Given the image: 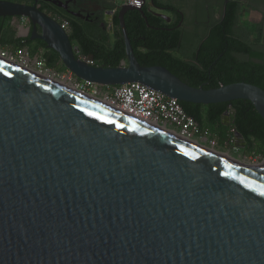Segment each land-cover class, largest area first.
Listing matches in <instances>:
<instances>
[{"label": "water", "instance_id": "95a60500", "mask_svg": "<svg viewBox=\"0 0 264 264\" xmlns=\"http://www.w3.org/2000/svg\"><path fill=\"white\" fill-rule=\"evenodd\" d=\"M117 7L127 63L114 67L78 57L36 2L0 0V17L29 20L30 39L79 80L139 82L179 102L246 99L264 120L257 85L192 86L165 66L141 65L124 24L140 8ZM3 60L0 264H264V160L238 167Z\"/></svg>", "mask_w": 264, "mask_h": 264}, {"label": "trees", "instance_id": "16d2710c", "mask_svg": "<svg viewBox=\"0 0 264 264\" xmlns=\"http://www.w3.org/2000/svg\"><path fill=\"white\" fill-rule=\"evenodd\" d=\"M151 1L157 9L173 14L172 21L167 22L155 15L147 4H143L140 10H127L124 14L126 33L141 65L165 66L192 86L203 85L204 88H211L244 81L264 89V63L253 61L261 59L263 52L258 51L249 42L247 35L240 37L234 31L240 13L238 2L229 1L226 4L220 20L212 26L193 53L186 56L180 49L181 32L177 25L181 15L178 8L161 0ZM106 8L115 9L111 19V44H108L107 33L101 29L89 33L81 27L79 21L67 18L71 29L69 39L78 46L81 54L91 55L96 65L114 67L126 60L125 45L117 18L118 7L112 4ZM3 22L4 18L0 17V48L14 52L23 46H29V37H15L13 30L4 26ZM241 27L246 29L247 33L253 34L255 42L260 40L254 24L248 22V26ZM37 49H44L46 68L56 72L66 69L55 51L45 50L44 43L36 44L31 52ZM174 51L179 55H175ZM236 53L246 55L249 59H238ZM180 103L200 126L209 129L217 143L228 142L234 137V131H237L242 136L244 152L264 158V120L249 100L235 99L209 104L183 101ZM225 112L228 114L227 120L223 118Z\"/></svg>", "mask_w": 264, "mask_h": 264}, {"label": "built area", "instance_id": "2783aa9c", "mask_svg": "<svg viewBox=\"0 0 264 264\" xmlns=\"http://www.w3.org/2000/svg\"><path fill=\"white\" fill-rule=\"evenodd\" d=\"M121 4L132 5L136 8H141L144 4L143 0H121ZM15 17L10 20L13 23ZM25 19V18H20ZM62 29L69 35L70 23L67 18H59L54 16ZM33 48L30 46H23L14 52L7 49L0 48V57L11 62L20 63L26 68L33 69L35 67L37 71L43 72V68L52 76H59V73L46 68L44 65V56L41 49L31 52ZM81 59L85 60L89 64H95L94 59H89L88 56L81 54L77 55ZM124 63V61H121ZM51 72V73H50ZM72 78L75 83V87L81 92L88 93L97 97L101 88H105L102 99L109 105L116 108L128 116L135 118L139 121L153 124L169 130L176 135L189 140H205L208 139L215 144L216 138L212 137L208 128H204L189 115L181 103L174 97L165 95L164 93L150 88L139 82L124 83L118 85H100L88 81L77 79L69 70L65 69L63 76ZM56 77V78H62ZM197 139V140H196ZM234 140V137L230 138L228 142ZM199 142V141H198Z\"/></svg>", "mask_w": 264, "mask_h": 264}, {"label": "flooded vegetation", "instance_id": "af4514ba", "mask_svg": "<svg viewBox=\"0 0 264 264\" xmlns=\"http://www.w3.org/2000/svg\"><path fill=\"white\" fill-rule=\"evenodd\" d=\"M229 1H235L241 5L245 4L247 8L261 16L260 20L250 22V24L255 25L259 33L260 40L258 42L254 41V36L252 33H247V30L239 26L238 23L234 26V31L236 35H239L240 37H245L246 35L248 36L249 42H251L258 51L263 52V57L261 59H253V61L264 63V0H189V4H186L184 6L185 11L179 12L181 15V19L177 26L179 27L181 32V51L186 56H189L191 55V53H193L196 47L200 45L201 42L206 38L212 26L220 20L223 10L225 9V6ZM22 2L29 4H33L34 2H36V5L40 10L44 11L46 14L53 18L54 16H56L59 18H70L72 20H77L86 32L91 33L93 31H97V29H101V31L103 30V23L98 25L99 20L101 19V15L100 17L97 15L99 10L95 13L92 12L93 14L91 15L85 9L79 7L80 3L78 2V0H23ZM100 7H102V5ZM110 11L108 10L107 14H111L112 16L115 10L111 9ZM186 11H188L189 13L187 14ZM3 18L4 20H6L12 17ZM15 18L20 20V17ZM24 22V27L21 31L15 33V37L22 36L29 37L30 39L32 24L27 19L26 21L24 19ZM187 30L193 31V33L189 37L185 35V32ZM33 43H44L45 50H52L47 48L45 42L41 39L35 38L31 40L29 46ZM41 50L44 51V49ZM235 56L238 59H249L248 56L239 53H236ZM241 144L244 146L243 140Z\"/></svg>", "mask_w": 264, "mask_h": 264}, {"label": "rangeland", "instance_id": "374dc122", "mask_svg": "<svg viewBox=\"0 0 264 264\" xmlns=\"http://www.w3.org/2000/svg\"><path fill=\"white\" fill-rule=\"evenodd\" d=\"M117 2H122L121 0H116ZM150 0H146V2H148L149 4V8L150 10L154 13V12H158V13H161V14H164L168 17H170V13L165 11V10H162V9H157L155 8L154 6H152L150 3H149ZM179 3L181 5H186V4H189V0H179ZM186 13L188 14L189 12L186 11ZM160 17V16H159ZM162 18V17H161ZM261 16H259V14L243 7L242 10H241V13L239 15V21H238V25L240 26H248V22H254L256 20H260ZM164 19V18H163ZM165 20V19H164ZM26 21V19H25ZM4 26L6 27H9L13 30L14 33H17L18 31H21L22 28L24 27L22 22L18 19H14L13 23H11L10 19H6L4 20ZM103 29L105 30V25L103 26ZM111 31V30H110ZM193 33L192 30H187L185 32V35H187L188 37ZM107 39L108 40H113V36L108 34L107 35ZM30 47L32 48H35L36 47V44L33 43L30 45ZM175 55H179L176 51L173 52ZM124 63L126 64L127 61L125 60ZM33 69L35 70L36 68L33 67ZM43 71L46 72L43 68ZM51 73V72H50ZM59 76H56V77H61L63 76L64 74V69H61L59 70ZM62 80H66L67 82L69 81V83L71 82L73 85H75L74 83V80L72 78H67L66 75H64L62 78ZM100 92L99 94L97 95V97L99 98H102L103 96V93L105 92V88H101L99 89ZM227 120V118L225 119ZM197 140V139H196ZM200 143L204 144L205 146L209 147V148H212L214 150H217V151H220V152H225L227 153L228 155H230L231 157H233L234 159H237V160H246L248 162H251V163H258V162H261L262 160H264L263 157H261L260 155H252V154H246L244 152V150L242 149V147H236L234 145V140L231 141V142H225L224 144H219L217 142H215V144H213L209 139L207 141L205 140H198ZM239 144H241V141L239 142Z\"/></svg>", "mask_w": 264, "mask_h": 264}, {"label": "bare ground", "instance_id": "6f19581e", "mask_svg": "<svg viewBox=\"0 0 264 264\" xmlns=\"http://www.w3.org/2000/svg\"><path fill=\"white\" fill-rule=\"evenodd\" d=\"M4 61V60H3ZM4 62H6L8 65L14 67V68H17V69H20L28 74H31L33 76H37L39 78H41L42 80H45L51 84H54L56 86H58L59 88H62L64 89L65 91H68L72 94H75V95H78L84 99H87V100H90L92 102H95L97 104H100L106 108H109V109H112V110H117L116 108H114L113 106L109 105L108 103H106L102 98H99V97H96L94 95H91V94H88V93H84V92H81L80 90H78L75 85H73L71 82L69 83V81L67 82L66 80H62L61 78H56L55 76H52L48 73H45L44 71L43 72H40V71H37V70H34V69H29V68H26L25 66L21 65L20 63H16V62H11L9 60H5ZM145 123V122H144ZM147 124L148 126H150L151 128H154L164 134H167L169 136H172V137H175L181 141H184L185 143L189 144L190 146L200 150V151H203V152H206L212 156H215L219 159H222L226 162H229L231 164H234L238 167H242V168H249V167H252V166H256L257 164H254V163H251V162H248L246 160H237V159H234L233 157H231L230 155H228L227 153L225 152H220V151H217V150H214L212 148H209L207 146H205L204 144L198 142V141H195V140H189V139H186V138H183L179 135H176L175 133L169 131V130H166L162 127H159V126H156V125H153V124H149V123H145Z\"/></svg>", "mask_w": 264, "mask_h": 264}, {"label": "crops", "instance_id": "0c3cea01", "mask_svg": "<svg viewBox=\"0 0 264 264\" xmlns=\"http://www.w3.org/2000/svg\"><path fill=\"white\" fill-rule=\"evenodd\" d=\"M151 1V0H150ZM150 1H149V3H150ZM161 1H163V2H166V3H170V4H172L173 6H175V7H177L178 8V10H179V12H181V11H185V9H184V6L185 5H181L180 3H179V0H161ZM78 2L80 3L79 4V7H81V8H83V9H85L88 13H90L91 15L93 14V13H95V12H98V10H99V12H98V16L100 17V15H101V19L99 20V21H101L100 23H99V25L101 24V23H103V25H105V30L103 29L102 31H104V32H106L107 33V35L108 34H110V35H112V25H111V20H109V18H111L112 19V16H111V14L109 15V14H107V11H108V8H106V6L107 5H112V4H115L116 6H118V5H120L121 4V2H117L116 0H78ZM144 4H147L148 5V8L150 7L149 6V4H148V2H146V0H145V2H144ZM102 5V7H100ZM240 5V13H241V10H242V8L243 7H245V8H247L246 7V5L245 4H239ZM247 9H249V8H247ZM97 10V11H96ZM106 10V11H105ZM113 10H115V9H113ZM149 10H150V8H149ZM250 10V9H249ZM110 11V10H109ZM93 12V13H92ZM110 12H112V11H110ZM168 12V11H167ZM170 13V12H169ZM240 13H239V15H240ZM170 20H172L173 19V14H171L170 13ZM12 18H10V20H11ZM17 19V18H16ZM20 21L22 22V24L23 25H25V22H24V20L23 19H20ZM238 21H239V17H238ZM167 22H169V21H167ZM238 23V22H237ZM240 26V25H239ZM111 30V31H110ZM70 31H71V29H70ZM22 37V36H21ZM112 41L113 40H108V44H111L112 43ZM8 50V49H7ZM185 59H187L188 60V58H185ZM65 70V69H64ZM224 119H226V118H224Z\"/></svg>", "mask_w": 264, "mask_h": 264}]
</instances>
